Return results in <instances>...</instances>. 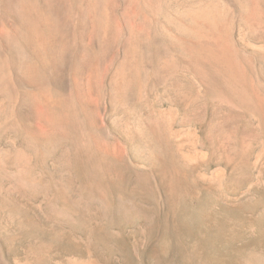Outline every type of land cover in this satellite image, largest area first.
<instances>
[{"label":"rangeland","instance_id":"374dc122","mask_svg":"<svg viewBox=\"0 0 264 264\" xmlns=\"http://www.w3.org/2000/svg\"><path fill=\"white\" fill-rule=\"evenodd\" d=\"M0 264H264V0H0Z\"/></svg>","mask_w":264,"mask_h":264}]
</instances>
